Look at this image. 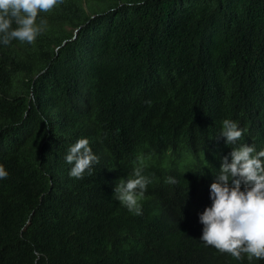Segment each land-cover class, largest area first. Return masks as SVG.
<instances>
[{"label": "trees", "instance_id": "16d2710c", "mask_svg": "<svg viewBox=\"0 0 264 264\" xmlns=\"http://www.w3.org/2000/svg\"><path fill=\"white\" fill-rule=\"evenodd\" d=\"M127 4L64 0L35 43L0 46V264H264L205 247L199 222L221 122L264 149V0ZM80 138L100 160L82 180ZM138 165L140 216L114 197Z\"/></svg>", "mask_w": 264, "mask_h": 264}, {"label": "clouds", "instance_id": "9594fccd", "mask_svg": "<svg viewBox=\"0 0 264 264\" xmlns=\"http://www.w3.org/2000/svg\"><path fill=\"white\" fill-rule=\"evenodd\" d=\"M144 0H128V7L139 6ZM64 3V0H0V46L12 42L33 44L47 29V20L41 15ZM218 137L227 146H233L228 156L221 159L218 173L210 185L211 206L199 214L203 225L200 240L205 247L212 246L221 253L241 260L246 255L249 261L264 260V149L255 144H240L245 132L231 119H224ZM70 166V178L82 180L91 176L100 163L88 138H80L71 145L65 156ZM202 172V171H201ZM203 174V173H202ZM9 173L0 165V180ZM152 182L144 175V167L136 166L132 178L119 180L115 200L129 213L143 214L141 200ZM165 182L175 185V177ZM33 264H39L42 253L34 249Z\"/></svg>", "mask_w": 264, "mask_h": 264}]
</instances>
